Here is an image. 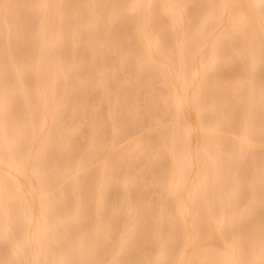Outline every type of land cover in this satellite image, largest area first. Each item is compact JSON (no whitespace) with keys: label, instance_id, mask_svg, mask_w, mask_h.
<instances>
[{"label":"rangeland","instance_id":"rangeland-1","mask_svg":"<svg viewBox=\"0 0 264 264\" xmlns=\"http://www.w3.org/2000/svg\"><path fill=\"white\" fill-rule=\"evenodd\" d=\"M228 2L0 0V264H264V0Z\"/></svg>","mask_w":264,"mask_h":264},{"label":"bare ground","instance_id":"bare-ground-1","mask_svg":"<svg viewBox=\"0 0 264 264\" xmlns=\"http://www.w3.org/2000/svg\"><path fill=\"white\" fill-rule=\"evenodd\" d=\"M236 1H238L239 3L241 2L242 4H245V3H247L248 0H231V4L229 3V2H230V0H229V2H228L229 5H228V6L231 7V6L234 4V2H235V3H238V2H236ZM232 2H233V4H232ZM228 3H227V4H228ZM241 3H240V4H241ZM260 3H262V0H254V5H258V4H260ZM227 4H226V6H227ZM235 6H236V9H237L238 6H237V5H235ZM240 6H241V5H240ZM66 7H67V6H66ZM232 7H233V6H232ZM232 7H231V8H232ZM70 8H71V7H70ZM233 8H234V7H233ZM233 8H232V9H233ZM227 9H228V8H227ZM229 9H230V8H229ZM229 9H228V10H229ZM60 10H61V9H60ZM67 10H69L68 7H67ZM230 11H231V10H230ZM230 11L228 12V15H229ZM233 11H234V10H233ZM233 11H232V12H233ZM232 12H231V13H232ZM238 12H239V10H237V13H238ZM119 13H120V12H119ZM233 13H234V12H233ZM65 14H66V13H65ZM235 14H236V13H235ZM239 14H240V13H239ZM242 15H243V14H242ZM232 16H233V14H232ZM66 17H67V15H66ZM226 17H227V16H226ZM244 17H245V16H244ZM121 18H123V17L120 16V19H119L120 21H121ZM230 19L232 20L231 17H230ZM230 19H229V21H228L227 19H225V20H227L226 22H229V26H230V23H231V22H230V21H231ZM236 19H237V18H234V20L232 21V24H231V25L233 26V28H235V27H237V26L239 27V25L237 24V23H238L237 20L240 19V18H238L237 20H236ZM122 20L125 22L124 19H122ZM126 21H127V20H126ZM121 22H122V21H121ZM233 22H234V25H233ZM244 22H245V20H244ZM240 23H243V21H241ZM246 24H247V23H246ZM224 25H225V23H224ZM227 25H228V24H227ZM248 25H249V24H248ZM71 26H72V25H71ZM71 26H70V27H71ZM229 26H228V27H229ZM57 27H58V26H57ZM63 27H64V24H63ZM70 27H69V29H70ZM226 27H227V26H226ZM228 27H227V28H228ZM242 27H243V26H242V24H241V27H240V28H241V31H243ZM240 28H239V29H240ZM243 28H244V27H243ZM245 28H247V27H245ZM58 29H59V28H58ZM65 29L67 30V26L65 27ZM65 29H64V30H65ZM69 29H68V30H69ZM225 29H226V28H225ZM15 30H16V29H15ZM68 30H67V33H69ZM229 30H232V29H229ZM237 30H238V29H237ZM245 30H246V29H245ZM62 31H63V29H62ZM116 31H117V30H116ZM233 31H236V28H235V30H233ZM14 32H15V31H14ZM118 32H119V30H118ZM120 32H121V31H120ZM252 32H253V31H252ZM18 33H19V32H18ZM59 33H60V32H59ZM67 33H66V31H65L64 35H65V34L67 35ZM242 33H243V32H242ZM245 33H246V32H245ZM247 33H248V32H247ZM60 34H61V37L63 38V40H66V39L64 38V36H63V33L61 32ZM18 35H19V34H18ZM68 35H69V34H68ZM241 35H242V34H241ZM241 35H240V38H241ZM245 35H246V34H245ZM18 38H21V37L18 36ZM21 39H22V41H23V38H21ZM26 39H27V37H26ZM67 39H68V38H67ZM15 42H16V41H15ZM25 42H26V41H25ZM23 43H24V42H22V44H23ZM27 43H28V41H27ZM29 43H30V42H29ZM29 43H28V46L31 45V44H29ZM5 45H6V44H5ZM5 45H4V47H6ZM16 46H17V45H16ZM16 46H15V47H16ZM28 46H26V47H28ZM18 47H19V44H18ZM239 48H240V47H239ZM241 48H242V47H241ZM1 49H2V48H1ZM17 49H18V48H17ZM17 49H15V50H17ZM20 49H21V47H20ZM21 50H22V49H21ZM5 52H6V51H5ZM244 52H245V51H244ZM2 53H3V50H2ZM18 53H19V52H18ZM37 53H38V52H37ZM226 53H227V51H226ZM66 54H67V53H66ZM241 55H243V53H242ZM64 57H65V56H64ZM226 57H227V56H226ZM228 57H230V56H228ZM1 58H2V57H1ZM40 59H41V58H40ZM0 66H1V65H0ZM1 69H3V68H1ZM234 69L236 70V68H234ZM24 70H25V69H24ZM229 72H230V71H229ZM229 72H228V73H229ZM233 72H234V71H233ZM233 72H232L231 75L227 73V74H228V78H229V76H230V77H231V76L233 77V75H234ZM220 73H221V72H220ZM234 73H235V72H234ZM225 74H226V72H225ZM225 78H227L226 75H225ZM2 81H3V80H2ZM233 88H234V87H233ZM234 89H235V88H234ZM37 90H38V89H37ZM37 90H36V92H35V90H34V93H35L34 95L40 94L39 92H37ZM40 90H41V89H39L38 91H40ZM217 94H218V93H217ZM226 94H228V93H225V95H226ZM223 95H224V94H223ZM18 96H19V95H18ZM231 96H233V95H231ZM10 97H11V96H10ZM15 97H16V96H15ZM221 97H222V96H221ZM226 97H228V96L226 95ZM234 97H235V96H234ZM234 97L232 98V100H234ZM12 98H13V96H12ZM12 98H11V99H12ZM68 98H69V96L67 97V100H68ZM13 99H14V98H13ZM15 99H16V98H15ZM223 99H224V100H222V102L225 101V96H224ZM16 100H17V99H16ZM69 100H70V99H69ZM228 100H229V99H227V103L224 105V106L226 107V110H228L227 108H229V106H228L227 104H228V102H230V101H228ZM11 102H12V100H11ZM224 103H225V102H223L222 104H224ZM230 103H231V102H230ZM231 104H232V103H231ZM11 105H12V104H11ZM226 105H227V106H226ZM231 106L234 107L233 104H232ZM231 106H230V108H231V112H232V115L234 116V112H235L236 110L233 112L232 109L236 108V106H235L234 108H232ZM222 107H223V106H222ZM1 109H2V108H1ZM3 110H4V111L7 110L6 107H4ZM3 110H1V112H2ZM226 110H225V111H226ZM8 111L10 112V108L8 109ZM8 111H7V113H9ZM229 111H230V110H229ZM4 114H6V113L4 112ZM224 114L226 115V114H227V111H226ZM6 115H8V114H6ZM6 115H4V118H6V120H7V116H6ZM13 115H14V113L12 114V117H13ZM227 116H228V115H227ZM17 117H18V116H17ZM127 119H128V118H127ZM127 119H126V121H127ZM124 120H125V119H124ZM129 120H130V118H129ZM11 121H12V120H11ZM2 122H3V121H2ZM1 125H2V123H1ZM7 125H8V123H7ZM18 126H19V125H18ZM0 127H1V126H0ZM3 127H4V126L2 125V128H3ZM8 127H9V126H8ZM12 127H13V126H12ZM19 128H20L22 131L24 130V129H22L21 127H19ZM4 129H5V128H4ZM15 129H16V128H15ZM1 132H2V131H1ZM19 132H20V131H19ZM58 135H59V133H58V134H55L56 140H54L55 142L53 141V142L55 143V146H56L57 143H60V141H59L58 138H57ZM60 136H61V134H60ZM62 136H63V135H62ZM61 138H62V137H61ZM61 138H60V140H61V142H62V141H63L62 139L64 138V136H63L62 139H61ZM54 139H55V138H54ZM57 141H58V142H57ZM56 142H57V143H56ZM54 143H53V144H54ZM60 144H61V143H60ZM60 144H58V145H60ZM55 146H54L53 148H55ZM58 149H59V148H58ZM56 151H58V150H56ZM52 153H53V152H52ZM49 154H50V153H49ZM49 154H48V155H49ZM52 155H53V154H50V155H49L50 158H51ZM254 155H255V154H254ZM253 157H254V156H253ZM253 157H252V159H251L252 161H254ZM54 158H55V156H54ZM52 159H53V157L51 158V160L47 161V165H46L47 167H48V165L50 166V162H51V164H52ZM257 159H258V158H257ZM47 160H48V158H47ZM54 161H55V160H54ZM54 161H53V163L55 164ZM253 163H254V162H253ZM253 163H252V164H253ZM54 164H52L51 167H53ZM0 165H1V164H0ZM28 165H29V162H27V167H26V169H29V168H28ZM253 165H254V164H253ZM25 166H26V165H25ZM29 166H30V165H29ZM44 166H45V165H44ZM252 167H253V166H252ZM40 168H41V167H40ZM42 171H43V170H42ZM47 172H51V168H50V169L48 168V171H47ZM45 173H46V172H45ZM45 173H44V174H45ZM49 175H50V174H49ZM17 181H18V180H16L15 183H14L15 187H16V182H17ZM18 182H19V181H18ZM21 183H22V182H20V185H22ZM17 185L19 186V183H18ZM18 186H17V187H18ZM22 187H24V186L22 185V186H20V187H18V188H20V191L23 190V193L25 194V193L27 192V188H26V192H25V191H24L25 188H24V189H21ZM31 189H32V188H31ZM33 189H35V188H33ZM33 189H32L31 191H30V188L28 189L27 196H28L29 193H30V196H32L31 193L33 192ZM2 190H3V189H2ZM2 190H1V191H2ZM29 191H30V192H29ZM21 194H22V193L20 192V195H21ZM24 194H23V195H24ZM32 194H33V193H32ZM5 196H6V195H5ZM5 196L2 197V203L4 204L5 201H6V204H5L6 206H5L4 211H6V208L8 207V205H7L8 202H7V200H5ZM24 196L27 197L26 194H25ZM30 196H29V197H30ZM19 197H20V196H19ZM19 197H18V198H19ZM25 197H24V198H25ZM32 197H33V196H32ZM27 199H28V197L26 198V200H27ZM64 199H65V198H64ZM68 199H69V198H68ZM68 199H67V200H68ZM23 200H24V199H23ZM32 200H33V198H32ZM62 200H63V199H62ZM106 200H107V199H106ZM254 200H255V199H254ZM78 201H79V200H78ZM259 201H260V200H259ZM21 202H22V200H21ZM27 202H28V205H27V207H26V203H27ZM27 202L25 201V202H24L25 204L23 203V204L25 205V207H24V205L22 204V210H23V208H24L25 210H27V212L25 211V213H29V215L31 216V215L33 214V212H37V211H36V209L34 210V208H33V212H32V210H31V209H32V207H31V204H32L31 202H32V201H31V200H30V201L27 200ZM29 202H30V203H29ZM33 202H34V201H33ZM61 202H62V201H61ZM66 202H68V201H66ZM257 202H258V201H257ZM0 203H1V202H0ZM34 203H35V202H34ZM36 203H37V202H36ZM64 203H65V202H64ZM249 204H250V202H249ZM252 204H254V203H252ZM0 205H1V206H0L1 209L4 208V205H3V206H2V204H0ZM29 205H30V206H29ZM32 206L35 207V204H32ZM41 206H42V204H41ZM28 207H29V209H28ZM37 207H38V206H37ZM180 207L183 208L181 205H180ZM184 208H185V207H184ZM189 208H190V206H189ZM39 209H40V208H39ZM2 210H3V209H2ZM28 210L31 211V214H30V212H29ZM40 210H41V209H40ZM183 210H186V208L183 209ZM189 210H190V209H189ZM196 211H197V210H196ZM201 211H202V210H200V212H201ZM39 212H43V211H39ZM142 212H143V211H142ZM186 212H187V210H186ZM198 212H199V210H198ZM189 213H190V211H189ZM200 214H201V213H200ZM33 215H34V214H33ZM195 215L197 216L198 214H195ZM189 217H191L190 214H189ZM197 217H198V216H197ZM199 217H201V216L199 215ZM199 217H198V218H199ZM198 221H199V220H198ZM199 223H200V222H199ZM182 224H183V226H184V223H182ZM201 224H202V223H201ZM185 225H186V224H185ZM86 226H87V225H86ZM143 226H144V225H143ZM28 227H29V228H28V230H29V229H30V226H28ZM141 227H142V226H141ZM198 227H199V226H198ZM200 227H201V226H200ZM139 230H140V229H139ZM143 230H144V229H143ZM145 230H147V229H145ZM15 231H16V228H15ZM32 231H33V234H32V232H31L30 235H31V237H32V235H33V237L35 238V236H36V234L34 233L35 231H34L33 229H32ZM27 232H28V231H27ZM27 232H26V241H28V242H26V244H27V243H28V244H29V243L31 244V239L33 240V237L30 239V241H29V239L27 240V237L30 236V235H28ZM144 232H145V231H144ZM40 233H41V232H40ZM34 234H35V235H34ZM38 235H39V233H38ZM43 236H46V235H43ZM39 237H40V236H39ZM41 237H42V235H41ZM49 237H50V238H49ZM49 237H47V238L49 239V241H51V236H49ZM35 239H36V238H35ZM65 239H66V238H65ZM42 240H43V239H42ZM44 241H45V240H44ZM46 241H47V240H46ZM49 241H47V242H49ZM65 241H66V240H65ZM66 242H67V241H66ZM30 244H29V245H30ZM42 246H43V245H42ZM49 246H50V245H49ZM53 246H54V245H53ZM29 247H30V246H29ZM44 247H45V245H44ZM193 247H194V246H193ZM198 247H200V245H199ZM50 248H51V247H50ZM53 248H54V247H53ZM200 248L203 249L202 247H200ZM28 249H29V248H28ZM184 249H185V247H184ZM26 250H27V248H26ZM31 250H32V249H31ZM193 250H194V249H193ZM204 250H205V249H204ZM204 250H203V254L206 253V251H207V250H205V251H204ZM17 251H18V250H17ZM209 251H210V250H209ZM52 252H53V251H52ZM199 252H200V251H199V249H198V255H199ZM210 252L213 254V255H212V256H213V264H214L215 262H216V264H217V261H216V259L218 260L217 256L214 255L213 250L210 251ZM217 252H218V251H217ZM69 253H70V252H69ZM69 253H68V254H69ZM218 253H219V252H218ZM55 254H57V252H56ZM187 254H188V253H187ZM194 254H195V253H194ZM196 254H197V252H196ZM196 254H195V256H196L197 258L201 255V253H200L199 256H197ZM215 254H216V251H215ZM32 255H33V254H32ZM32 255H29L28 257L31 256L30 259H32ZM66 255H67V254H66ZM129 255H130V253H129ZM191 255H192V257H191V259H190V256H191ZM191 255H189V257H188V258L190 259L189 261L191 262L190 264H193V263L196 264V261L193 260V254H191ZM205 255H206V254H205ZM205 255H202V259H203V257H204ZM220 255H221V252H220ZM226 255H227V254H226ZM25 256H26V255H25ZM52 256L56 257L57 255L55 256V255H54V252H53ZM206 256H208L207 259L210 260L211 254L208 253V255H206ZM206 256H205V258H206ZM227 256H229V255H227ZM22 257L24 258V256H22ZM218 257H220V256H218ZM230 257H231V256H230ZM25 258L27 259V257H25ZM25 258H24V259H25ZM197 258H195V260H196ZM200 258H201V257H199V261H200ZM28 259H29V258H28ZM202 259H201V260H202ZM228 259H230V258H228ZM228 259H227V260H228ZM192 260H193V261H192ZM208 260H207V261H208ZM211 260H212V259H211ZM214 260H215V261H214ZM221 260H223V261L225 260V258L222 259V255H221L220 260H218V262H220ZM227 260H225V262H227ZM30 261H31V260H30ZM54 261H55V260H54ZM202 261H203V260H202ZM233 261H234V259H233ZM237 261H238V260H237ZM204 262H205V264H207L205 260H204ZM209 262H211V261H209ZM18 263H19V262H18ZM56 263L58 264V262H56ZM186 263H187V262H186ZM202 263H203V262H201V264H202ZM237 263L239 264V261H238ZM237 263H236V264H237ZM19 264H21V261H20ZM26 264H27V263H26ZM30 264H31V263H30ZM209 264H210V263H209ZM211 264H212V262H211ZM222 264H223V263H222ZM230 264H232V261L230 262Z\"/></svg>","mask_w":264,"mask_h":264}]
</instances>
